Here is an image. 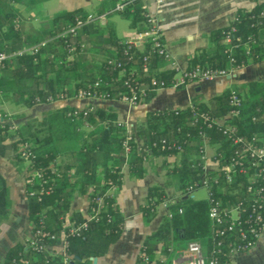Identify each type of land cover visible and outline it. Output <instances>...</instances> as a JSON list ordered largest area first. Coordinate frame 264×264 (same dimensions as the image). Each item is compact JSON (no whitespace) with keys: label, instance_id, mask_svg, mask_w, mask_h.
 Wrapping results in <instances>:
<instances>
[{"label":"trees","instance_id":"16d2710c","mask_svg":"<svg viewBox=\"0 0 264 264\" xmlns=\"http://www.w3.org/2000/svg\"><path fill=\"white\" fill-rule=\"evenodd\" d=\"M38 1L0 0V53L45 43L36 54L18 56L0 70V94L3 99H12L16 105L32 108L45 103L48 97L73 98L79 90L91 87L104 99L119 100L118 93L129 92L124 85L127 79L130 84L139 86L149 84L153 78L168 80L174 75L171 70H158L161 60L155 54L149 55L148 47L144 50L132 47L124 55L126 45L120 43L114 30L111 27L101 28L98 24L84 26L78 31L74 39L76 51L69 58L65 39L56 37L64 28L73 25L76 17L85 18L87 13L82 8L60 12L43 18L37 28L30 27L25 31V21L17 6L39 13L35 7ZM117 2L101 0L96 15L111 11ZM143 12V5L138 0L107 17L120 15L129 22L130 29L138 33L147 29ZM262 12L264 0H255L251 10L238 9L237 20L211 31L208 35L210 46L196 50L189 58L187 68L229 71L249 63L263 62ZM17 17L22 19V23L16 30L12 21ZM227 34L232 35L229 46L223 42ZM82 44L85 47L80 51ZM88 54L92 56L88 58ZM94 54H99V58ZM144 57H147V71L143 69ZM117 64L121 67L118 68ZM122 69H125L124 74ZM98 81L100 83L94 88L93 84ZM234 91L242 98V107L240 115L230 123L239 134L264 137V82H250ZM230 92L213 97L207 103L150 112L145 123L135 132L127 131L112 108L88 109L85 114L77 112L74 115L76 109L64 106L43 113L40 122H22L13 131L9 130V125H0V156H11L13 165L22 171L19 164L26 161L18 151L21 146L27 145L31 154L24 175L25 182L32 179L25 185L27 213L33 226L31 233L43 229L59 235L66 218L73 224L85 221L80 212L71 211L75 196L86 197L89 201L101 198L100 210L94 213L92 220L87 221L88 227L79 237L69 238L68 250L74 257V264H91L90 258L104 256L109 247L118 241L123 229V219L115 198L107 193L113 187L116 189L114 194L120 190L123 168H127L132 177L141 179L149 158L175 157L173 163L163 162L162 166L167 167L168 174L176 177L178 191L183 192L189 185L199 182L203 175L200 153L204 148V137L215 148L216 156H223L221 160L226 159L232 150L220 127L212 121L223 118L232 109L229 105ZM153 94L149 93L140 104L147 103ZM195 113H201L206 118H193ZM128 134L133 139L129 142L131 150L126 159L123 143ZM135 137L150 150V155L139 150ZM171 144L180 146L181 151L168 149ZM57 160H60L58 164ZM31 170L38 171L40 178H32L29 174ZM213 193L222 196L215 189ZM166 199L165 186L147 188L140 206L147 222L156 217L157 207ZM90 206L96 208L97 204H89L88 213ZM207 210L204 199L182 200L170 206L172 219L165 218L157 231L146 238L143 247L149 254L159 244L165 248L180 240L179 230L184 232L185 240L205 238L210 232ZM8 214V190L3 185L0 187V223ZM19 255L29 260L35 257L34 264H45V261L46 264L59 263V258L46 253L35 254L21 243L9 249L5 261L18 259ZM137 263L141 264L139 260ZM219 264L230 262L223 256Z\"/></svg>","mask_w":264,"mask_h":264},{"label":"built area","instance_id":"2783aa9c","mask_svg":"<svg viewBox=\"0 0 264 264\" xmlns=\"http://www.w3.org/2000/svg\"><path fill=\"white\" fill-rule=\"evenodd\" d=\"M138 0H118L115 8L111 11L101 14H87L85 18L76 17L73 25L64 28L56 38L65 39L68 56L76 51L74 39L78 31L84 26L90 24H99L104 21L108 14L112 12H121L125 7ZM142 1V0H140ZM144 18L146 19L147 29L134 33L129 38L120 41L126 47L123 54L127 55L128 50L132 47L137 50H144L148 47L149 55L155 54L160 58L159 71L171 70L174 75L168 80L152 79L149 84L135 86L129 83V79L124 82L128 87V94L118 93L121 101L131 107L138 106L149 93L156 92L160 89L178 90L188 84L196 81L214 80L220 77L229 76L231 73L241 69L227 70H210L201 68H187L179 65L177 60L168 52L161 29L154 23L145 7L143 6ZM264 16V12L260 13ZM28 21L29 18L24 19ZM237 20L234 16L231 23ZM37 22V18H33ZM22 19L14 18L12 21L13 27L17 30L20 28ZM232 41V35L224 36L223 42L229 46ZM240 41V38L237 39ZM45 43L36 44L29 47H23L20 50L6 53H0V70L3 69L6 63L11 62L18 56L24 54H36ZM247 46V44L245 45ZM84 45L80 46V51L84 49ZM230 51V50H229ZM143 69L147 71V57L143 58ZM120 68L121 64H117ZM125 69H122V74ZM100 81L93 84L95 88ZM78 100L85 99H104L103 95H99L96 90L89 89L79 90L75 97ZM67 99L60 96L56 99L48 97L44 104L54 103ZM229 105L231 110L221 119H213L212 121L220 127L222 135L230 142L231 152L226 159L223 156H216V150L210 146L206 137L204 140V148L200 153L203 175L199 182L189 185L183 192H179L174 198L166 199L161 203V206L166 210L165 218L172 219V214L169 212V207L179 203L182 200L196 201L195 192L203 190L208 205L207 217L210 222L209 235L198 240H179L169 246L163 248L161 244L155 246L151 254L147 252L146 247L141 246L137 260L141 264H219L220 259L225 256L228 260L232 254L247 253L251 251L264 235V137L253 134L250 137L239 134L236 127L230 122L240 115L242 107V98L240 95L231 90L229 94ZM88 109L76 110L77 112H88ZM193 118H206L201 113L193 114ZM11 129H15L14 126ZM128 131V130H127ZM130 132V131H128ZM201 134V133H200ZM132 136L128 134L123 148L126 159L130 153L129 142L132 141ZM165 143V141L163 142ZM168 149L181 151V147L176 144H171ZM139 150L147 152L150 155V150L147 147L139 145ZM19 156L30 163V152L27 145L21 146L18 151ZM145 161V160H144ZM29 174L32 178H40V173L31 170ZM32 182V179L27 181ZM26 182V183H27ZM217 190L222 196H215L213 190ZM115 188L107 191L115 198ZM91 192V191H90ZM226 197V198H225ZM234 197V198H233ZM91 203H96L97 207L90 206V213H87L85 221L80 224H73L64 220L62 230L59 235L48 230L38 229L31 233L28 243L25 248L31 250L35 254L46 253L51 257L59 258L58 264H74V257L69 252V238L79 237L83 231L87 229V221L93 219L94 213L98 212L102 206L101 198H93L88 200V206ZM181 213V210H179ZM185 242V244H182ZM36 258L32 260L25 259L21 255L19 258L4 260L2 264H34ZM47 261H45V264Z\"/></svg>","mask_w":264,"mask_h":264},{"label":"crops","instance_id":"0c3cea01","mask_svg":"<svg viewBox=\"0 0 264 264\" xmlns=\"http://www.w3.org/2000/svg\"><path fill=\"white\" fill-rule=\"evenodd\" d=\"M52 1L45 0L40 5L39 13L31 9L27 10L22 6H17V8L20 13L21 9L30 12L31 16H35L40 23L43 19L41 14L44 12L47 17H51L60 12L83 9L85 5H91L96 10L101 2V0H72L69 5L60 4L57 6L51 4ZM141 3L154 23L161 29L168 52L179 65L187 67L189 58L196 50L206 49L210 46L208 35L211 31L228 26L238 9L251 10L255 0H142ZM84 11L91 14L89 11ZM107 20L108 17L98 26L101 28L111 27L115 32L116 24ZM127 23L129 27V22ZM133 34L134 30H131L123 37L116 36L122 41ZM250 82H264V61L249 63L229 76L192 82L178 90L160 89L154 92L153 97L147 103L135 107L118 100L67 98L54 103L36 104L32 108H26L16 105L12 99H3L0 94V125H9V130L13 131L22 122L24 124L34 120L40 122L43 113L64 106L73 107L76 110L112 108L117 114L118 121L128 131L135 132L141 124L145 123L146 116L150 112L183 109L193 103H207L213 97L230 90L240 89ZM12 126L15 129L12 130ZM135 141L141 145L136 137ZM12 160L11 156H0V187L5 186L9 199V214L0 223V264L4 262L12 246L18 243L25 246L33 228L28 218L25 194L24 175L27 172V164L22 171H18ZM175 160V157L149 158L145 165L152 161L156 174L159 175L162 173L163 162L173 163ZM59 162L60 160H57L56 164ZM145 170L143 178L136 179L130 175L127 168H123V183L115 195V202L123 219L122 233L118 241L109 247L104 256L90 258L91 264H138L137 255L141 246L147 237L157 231L165 219L166 210L161 204L156 209V217L150 222H147L140 212L147 188L160 183L158 176L155 177L146 166ZM157 186H162V184ZM165 190L167 189L165 188ZM176 195L178 194L172 191L168 192L167 199L174 198ZM71 211L80 212L86 218L88 213L87 198L75 196ZM157 217L159 218L155 222ZM65 221H68V218ZM22 223L25 224L24 230L21 228ZM229 262L230 264H264V235L251 251L232 254Z\"/></svg>","mask_w":264,"mask_h":264},{"label":"rangeland","instance_id":"374dc122","mask_svg":"<svg viewBox=\"0 0 264 264\" xmlns=\"http://www.w3.org/2000/svg\"><path fill=\"white\" fill-rule=\"evenodd\" d=\"M77 1V0H75ZM72 2V0H53L51 2V4H56L57 6L61 5H69ZM44 3V1L39 0L36 4V8L40 9V5ZM83 10L89 11V13H91L92 15L96 14V10L93 9V6L91 5H85L83 6ZM21 15L24 19L29 18V20L24 22V29H26L25 31H28L30 29V27H38L39 26V21L37 23L33 22V18H35V16H31L32 14L30 12H27L24 9H21ZM42 18L47 17L46 16V12H44L43 14H41ZM109 22H114L116 24V35L117 36H121L123 37L124 35H127L131 29L128 27V21L126 19H123L120 15L118 14H114L110 17H108ZM96 55V56H95ZM92 55L88 54V58H90ZM94 57L99 58V54H94ZM26 166V162H21L19 164V168L20 170H23ZM146 168L148 170H150V172H152L155 177L158 176L160 183L162 184V186H165V188L167 189V193L168 192H174L176 194L179 195V191H178V184H177V179L173 174H168L167 173V167H163L161 170V174L157 175L156 171H155V166L152 164V161L147 163V165H145ZM156 184L154 186L160 185ZM171 194V193H170ZM195 195L197 198L199 199H203L205 198V192L203 190H198L195 192ZM159 217L156 218L155 222L158 220ZM22 230H24L23 228H25V224L22 223L21 226ZM182 244H185V242H183Z\"/></svg>","mask_w":264,"mask_h":264},{"label":"water","instance_id":"95a60500","mask_svg":"<svg viewBox=\"0 0 264 264\" xmlns=\"http://www.w3.org/2000/svg\"><path fill=\"white\" fill-rule=\"evenodd\" d=\"M177 233L179 234L180 240H183L185 238L184 237V232L182 230L177 231ZM93 261L95 262V259H93Z\"/></svg>","mask_w":264,"mask_h":264}]
</instances>
